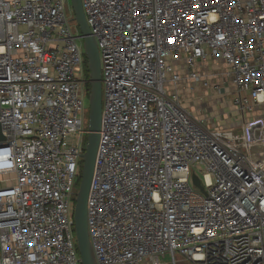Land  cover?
I'll return each mask as SVG.
<instances>
[{
  "label": "built area",
  "instance_id": "1",
  "mask_svg": "<svg viewBox=\"0 0 264 264\" xmlns=\"http://www.w3.org/2000/svg\"><path fill=\"white\" fill-rule=\"evenodd\" d=\"M82 4L102 64L88 199L97 264H264V115L214 128L178 92L188 80L224 94L201 70L216 60L233 105L264 108V0ZM69 6L0 0V264H82L88 92Z\"/></svg>",
  "mask_w": 264,
  "mask_h": 264
},
{
  "label": "water",
  "instance_id": "2",
  "mask_svg": "<svg viewBox=\"0 0 264 264\" xmlns=\"http://www.w3.org/2000/svg\"><path fill=\"white\" fill-rule=\"evenodd\" d=\"M72 21L79 27L83 39L84 52L90 71L91 90L89 93L88 137L78 192L74 211L75 232L82 264H97L88 229V199L93 181L97 153L100 143L102 124L103 89L102 64L98 44L92 35L83 9L82 0H70ZM0 139L2 138L0 127ZM193 182L200 190H204L198 176H193Z\"/></svg>",
  "mask_w": 264,
  "mask_h": 264
},
{
  "label": "rangeland",
  "instance_id": "3",
  "mask_svg": "<svg viewBox=\"0 0 264 264\" xmlns=\"http://www.w3.org/2000/svg\"><path fill=\"white\" fill-rule=\"evenodd\" d=\"M70 3V0H69ZM70 13V12H69ZM71 14V13H70ZM202 74L212 87L220 85L226 88V94L215 96L212 90L193 87L191 82L184 80L178 86V92L184 107L200 120H204L214 128H231L245 121L246 112L233 105V91L229 88L228 69L216 60L208 61L202 69ZM232 98V99H231ZM86 112H89V99L85 102ZM249 120V119H247ZM246 120V121H247ZM89 120L85 118V128L88 131ZM88 137V135H86ZM86 137V138H87ZM87 145V143H86ZM203 167L198 166L196 173L202 175Z\"/></svg>",
  "mask_w": 264,
  "mask_h": 264
},
{
  "label": "crops",
  "instance_id": "4",
  "mask_svg": "<svg viewBox=\"0 0 264 264\" xmlns=\"http://www.w3.org/2000/svg\"><path fill=\"white\" fill-rule=\"evenodd\" d=\"M203 69V67L201 68V70ZM229 82V81H228ZM198 87H202V88H204L202 85H199ZM229 88H230V90H232L233 91V93H234V89L231 87V85L229 84ZM206 89V88H205ZM206 90H211V89H206ZM224 91H226V90H224ZM214 93V92H213ZM233 93H232V95H233ZM215 94V93H214ZM224 94H226V92L224 93ZM219 94L218 93H216L215 94V96H218ZM221 97H223L222 95H221ZM232 99V98H231ZM258 115H264V108L263 107H256L255 108V110H254V112H252V113H246L245 114V116L243 117V118H245V119H250V118H253V117H255V116H258ZM235 127V126H234Z\"/></svg>",
  "mask_w": 264,
  "mask_h": 264
},
{
  "label": "trees",
  "instance_id": "5",
  "mask_svg": "<svg viewBox=\"0 0 264 264\" xmlns=\"http://www.w3.org/2000/svg\"><path fill=\"white\" fill-rule=\"evenodd\" d=\"M69 12L71 13L72 18H73V14H72V10H71L70 6H69ZM76 27L79 30V27L77 25H76ZM85 76H86V81H87L86 87H87L88 98H89V93H90V90H91V84L89 83V80H90V71H89V67H88L87 58H86V71H85ZM85 142L87 143V138H86ZM80 180H81V178L77 182V189H79Z\"/></svg>",
  "mask_w": 264,
  "mask_h": 264
}]
</instances>
